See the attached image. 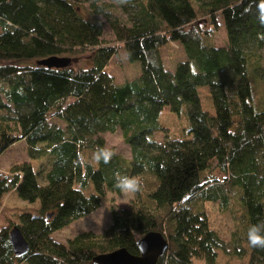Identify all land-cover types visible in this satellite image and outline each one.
Listing matches in <instances>:
<instances>
[{
  "label": "trees",
  "instance_id": "trees-1",
  "mask_svg": "<svg viewBox=\"0 0 264 264\" xmlns=\"http://www.w3.org/2000/svg\"><path fill=\"white\" fill-rule=\"evenodd\" d=\"M116 1L123 17L101 0H0V155L24 141L34 161L0 172V204L6 193L36 204L11 224L29 245L24 256L14 255L8 227L0 229V264H94V256L119 248L138 254L149 231L168 244L157 264H243L245 257L264 264V249L247 240L249 227L264 222L260 0ZM105 21L112 43L102 38ZM175 41L186 59L169 71L160 49ZM119 48L140 64L123 83L106 69ZM51 56L70 63H37ZM199 87L208 89L212 112ZM165 108L188 122L178 136L158 121ZM116 131L129 158L115 152L108 164L78 162ZM116 173L142 183L128 207L112 206L100 233L52 239L97 209L106 192L121 193ZM208 203L231 216L227 239L211 227Z\"/></svg>",
  "mask_w": 264,
  "mask_h": 264
},
{
  "label": "rangeland",
  "instance_id": "rangeland-1",
  "mask_svg": "<svg viewBox=\"0 0 264 264\" xmlns=\"http://www.w3.org/2000/svg\"><path fill=\"white\" fill-rule=\"evenodd\" d=\"M83 1L89 2L90 0ZM101 1L112 3V13L116 16H122L116 0ZM85 6L87 7L88 4L86 3ZM225 37L226 35L223 27L216 31L215 38L218 45L222 44L221 42L225 40ZM102 38L108 43L113 42V34L106 21L104 22ZM160 56L163 67L169 71H173L176 62L186 59V55L180 43L176 41L165 44L160 49ZM82 59L85 60L84 58ZM106 69L107 72L114 77L117 83H123L138 76L140 73V64L138 61L129 62L126 59L124 51L119 48L118 53L110 59ZM198 93L203 109L212 112L213 108L208 89L206 87H199ZM242 101L243 106L245 107V112L249 113L250 101L248 95L244 94ZM158 121L162 126L167 127L170 130V133L174 136H178L182 129L188 125V122L186 121L180 122V120H178L175 115L167 108L163 109V111L159 114ZM161 134L162 132L158 131L153 135V137L156 139L161 138ZM103 137L106 147L113 149L114 152L119 153L127 158L130 157L129 146L123 141L119 131L105 133L103 134ZM29 160L32 163L34 162L31 159L25 142L19 141L10 146L0 155V172L11 173L9 171L11 168ZM132 198L133 194H125L123 192L120 194L106 192L103 196H101L100 205L97 209L88 215L74 220L62 229L55 231L52 233L51 237L55 241L65 243L67 239L73 238L78 233L83 231H93L95 233H100L105 228H107L111 222V207H128ZM35 207V203L29 204L26 201L19 199L14 194H4L0 204V229L3 227H8L9 231L12 228V222L16 221L14 218L17 214L23 212L24 210L33 211ZM207 207L208 220L211 227L220 229L223 233L227 234V239L233 227L231 216L229 213L219 212L215 204L208 203ZM246 262L247 257L243 259V264H246ZM20 264L27 263L23 262Z\"/></svg>",
  "mask_w": 264,
  "mask_h": 264
},
{
  "label": "water",
  "instance_id": "water-1",
  "mask_svg": "<svg viewBox=\"0 0 264 264\" xmlns=\"http://www.w3.org/2000/svg\"><path fill=\"white\" fill-rule=\"evenodd\" d=\"M47 67H63L70 63L67 57L51 56L37 62ZM52 214L48 215L50 218ZM9 242L12 245L14 255L24 256L29 245L17 226H12L8 233ZM138 254H132L125 248H119L112 252L101 253L93 257L94 264H157L167 249V240L160 232L149 231L138 240Z\"/></svg>",
  "mask_w": 264,
  "mask_h": 264
},
{
  "label": "clouds",
  "instance_id": "clouds-1",
  "mask_svg": "<svg viewBox=\"0 0 264 264\" xmlns=\"http://www.w3.org/2000/svg\"><path fill=\"white\" fill-rule=\"evenodd\" d=\"M258 19L261 24H264V0H260L258 5ZM116 153L109 147H97L92 153L90 159L85 160L80 156L79 163H96L103 162L108 164L111 162ZM116 183L115 187L125 194H136L142 190V183L138 177H130L127 175L115 174ZM247 240L250 246L254 248L264 249V222L251 225L247 232Z\"/></svg>",
  "mask_w": 264,
  "mask_h": 264
}]
</instances>
